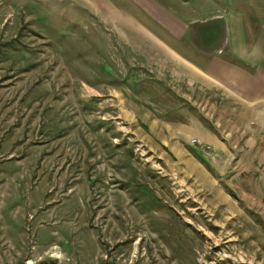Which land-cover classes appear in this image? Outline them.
Listing matches in <instances>:
<instances>
[{
	"label": "rangeland",
	"instance_id": "obj_1",
	"mask_svg": "<svg viewBox=\"0 0 264 264\" xmlns=\"http://www.w3.org/2000/svg\"><path fill=\"white\" fill-rule=\"evenodd\" d=\"M0 264H264V0H0Z\"/></svg>",
	"mask_w": 264,
	"mask_h": 264
},
{
	"label": "crops",
	"instance_id": "obj_2",
	"mask_svg": "<svg viewBox=\"0 0 264 264\" xmlns=\"http://www.w3.org/2000/svg\"><path fill=\"white\" fill-rule=\"evenodd\" d=\"M204 69V68H203Z\"/></svg>",
	"mask_w": 264,
	"mask_h": 264
}]
</instances>
